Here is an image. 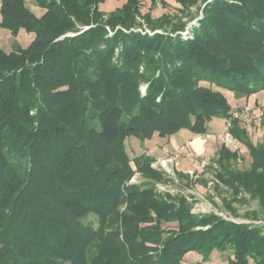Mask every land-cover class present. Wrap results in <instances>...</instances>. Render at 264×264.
Segmentation results:
<instances>
[{
	"label": "trees",
	"instance_id": "16d2710c",
	"mask_svg": "<svg viewBox=\"0 0 264 264\" xmlns=\"http://www.w3.org/2000/svg\"><path fill=\"white\" fill-rule=\"evenodd\" d=\"M174 1L176 13L154 17L159 0L145 13L141 0L109 12L106 0H35L41 15L29 0H0V27L32 39L0 47V264H188L189 252L203 264L214 251L264 264V141L224 92L264 90V0ZM215 117L251 157L238 168L223 144L209 165L234 217L235 203L257 201L244 222L158 190L170 179L135 150L206 134ZM138 172L146 181L132 183Z\"/></svg>",
	"mask_w": 264,
	"mask_h": 264
},
{
	"label": "rangeland",
	"instance_id": "374dc122",
	"mask_svg": "<svg viewBox=\"0 0 264 264\" xmlns=\"http://www.w3.org/2000/svg\"><path fill=\"white\" fill-rule=\"evenodd\" d=\"M124 0H106L103 4V9L107 12L113 10L117 6L121 5ZM141 11L143 13L147 12L151 6V0H141ZM168 3V6H164L160 0L157 3L156 8L153 9L152 14L154 17H159L165 13H176L178 3L174 0H165ZM29 6L36 11L38 15H41L42 9L37 8L35 0H29ZM193 11L196 13L197 8L193 7ZM1 19V13H0ZM185 20H187L185 18ZM197 19L189 21L188 25H192L196 22ZM141 29V28H139ZM150 30V29H149ZM30 35L26 31L21 30L17 37L13 36L11 31L0 27V47L4 48L6 51H11L16 43L18 42L22 46H27L31 42ZM147 88V83L142 84L141 89ZM225 94L229 97L230 102L234 107V111H243V109H249V114H244L242 118H238L242 125L248 130L252 140L255 143L264 141V90L250 95L249 97L236 98L234 93L229 90H224ZM260 117L262 124L258 126L253 121L248 123V119L251 117ZM244 117V118H243ZM253 119V118H252ZM209 130L208 133L203 135H195L189 130H182L180 133L176 134L175 139L178 142L184 143L178 149L171 148V150H162L165 144L170 145V141L166 139L161 140V143L157 141L159 138L156 136L149 142L146 146L149 148H143L136 144L135 150L137 152L149 151V153L155 154L162 152L166 154L164 156L157 155V160L159 158L165 157L168 154L173 156L175 159L174 164H169L168 166L162 165H153L155 169L162 171L170 181L164 182L159 181L155 183V186L158 190L162 192H171L172 194L183 193L191 200H193V210L196 213H209L215 212L225 218L234 219L239 222L246 221V218L243 214L247 210L258 208L257 201L252 200L248 205H241L235 203L234 205L238 208L241 216L234 217L223 205L222 197L227 195V192H224L223 184L219 185L222 190L217 189L218 180L215 179V172L209 166L210 164H215V158L218 157V150L220 147L225 144L231 150H238L240 158L236 162L238 168H248L250 166L251 157L249 151L245 145H243L238 139L233 135L227 136L228 133V120L224 118L215 117L212 121L208 122ZM182 134H187L190 138H194V141H188L182 136ZM211 135V136H210ZM191 137V138H192ZM173 138V136L171 137ZM170 138V139H171ZM183 138V139H182ZM174 140V139H173ZM171 146V145H170ZM159 147V148H158ZM166 148V147H165ZM140 149V150H139ZM128 153L130 158L133 159L136 151H132L128 147ZM159 156V157H158ZM182 175H188L189 181L185 178L180 177ZM135 180H131L132 183H142L146 181V178L142 173L138 172L135 175ZM206 179L205 182L202 181ZM222 192V193H220ZM90 217L89 219H92ZM248 221V220H247ZM173 225V224H171ZM231 256L230 251L219 252L214 251L211 260L204 262L203 264H228V258ZM202 256L196 252H189L186 256V262L188 264H195L201 260ZM250 264H254L251 261Z\"/></svg>",
	"mask_w": 264,
	"mask_h": 264
},
{
	"label": "built area",
	"instance_id": "2783aa9c",
	"mask_svg": "<svg viewBox=\"0 0 264 264\" xmlns=\"http://www.w3.org/2000/svg\"><path fill=\"white\" fill-rule=\"evenodd\" d=\"M140 31H142L143 33H145V32H150V33H152L148 28H145V30L142 28V29H139ZM188 32L189 31H186V32H184V34L185 35H187L188 34ZM143 92H145L146 91V87H144L143 88V90H142ZM244 114H246V115H248L249 114V109H243V111H234L233 112V115H234V117H236V118H242V116L244 115ZM244 118V117H243ZM253 118V119H252ZM249 121H248V123H250V122H254L255 124H257L258 126H260L261 124H262V120H261V118L260 117H251V119H248ZM230 125H231V121L230 120H228V133H227V136H232V134L229 132V127H230ZM211 136V135H210ZM233 137V136H232ZM175 163V159H174V157L173 156H171V155H167V156H165V157H162V158H159L158 160H156L155 162H153V165L155 166V165H162L163 167L164 166H168L169 164H174ZM133 180H135V176L132 178V181Z\"/></svg>",
	"mask_w": 264,
	"mask_h": 264
},
{
	"label": "crops",
	"instance_id": "0c3cea01",
	"mask_svg": "<svg viewBox=\"0 0 264 264\" xmlns=\"http://www.w3.org/2000/svg\"><path fill=\"white\" fill-rule=\"evenodd\" d=\"M38 8V7H37ZM35 11V10H34ZM176 136V135H175ZM175 136H173V138H171L170 139V145L169 144H165L164 145V147L162 148V150H164V151H166V150H171V148H176V149H178L179 147H181L182 145H184V143H182V142H178L176 139H175ZM182 136H187V137H183V138H185V139H188V141L190 140L191 142L192 141H194V138L192 137H188V135L187 134H182ZM182 138V139H183ZM174 139V140H173ZM166 147V148H165ZM147 153L149 154V151H147ZM151 154V153H150ZM157 155H159V156H164V155H166V154H163L162 152H158V153H156V156ZM158 156V157H159Z\"/></svg>",
	"mask_w": 264,
	"mask_h": 264
}]
</instances>
